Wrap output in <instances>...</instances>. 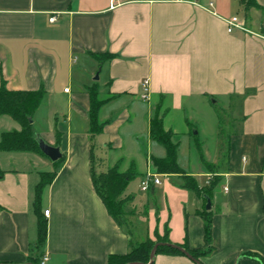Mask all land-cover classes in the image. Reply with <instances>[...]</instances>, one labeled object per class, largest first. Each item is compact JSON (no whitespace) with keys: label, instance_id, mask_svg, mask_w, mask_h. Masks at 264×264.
I'll list each match as a JSON object with an SVG mask.
<instances>
[{"label":"crops","instance_id":"0c3cea01","mask_svg":"<svg viewBox=\"0 0 264 264\" xmlns=\"http://www.w3.org/2000/svg\"><path fill=\"white\" fill-rule=\"evenodd\" d=\"M110 1L0 0V86L45 90L34 128L60 146L63 158L54 164L38 152L0 151V262L29 263L40 253L34 189L41 172L57 170L41 203L45 264H108L111 254L130 250V240L166 228L174 244L208 248L203 212L212 215L211 251L197 261L158 254L154 264H261L264 10L246 11L242 0H120L115 8ZM257 2L264 8V0ZM234 16L247 30L228 31ZM106 52L115 57L95 56ZM145 79L148 98L142 97ZM94 84L105 100L99 120L106 123L92 136L88 87ZM156 116L178 144L179 166L207 194L184 187L180 174L157 171L154 159L165 158L166 149L150 134ZM20 129L0 115V139ZM196 134L202 145L192 149ZM92 149L97 172L119 165L135 173L124 193L138 211L129 219L131 236L96 192ZM147 173L161 183L142 191ZM137 178L139 194L129 191Z\"/></svg>","mask_w":264,"mask_h":264},{"label":"trees","instance_id":"16d2710c","mask_svg":"<svg viewBox=\"0 0 264 264\" xmlns=\"http://www.w3.org/2000/svg\"><path fill=\"white\" fill-rule=\"evenodd\" d=\"M244 9L249 11L251 8H262L257 0H242ZM95 56L103 60H111L115 57L113 53L95 54ZM88 92L91 99L90 107V132L92 136L99 134L103 131L106 122L99 120V112L105 100L101 99L99 90L96 84L88 87ZM45 96V90L40 88L36 91L29 90H9L5 83L0 86V115L6 114L11 116L17 121L21 129L12 130L3 133L0 139V151H33L44 155L37 143V133L34 128L33 118L40 107ZM151 137L164 146L166 149L165 158H155L154 163L159 173L167 174H180L183 182L182 185L197 194H207L208 187L203 190L199 187L195 178L185 174V171L179 166L177 160L178 144L173 142L172 133L165 130L162 124V119L158 116L154 117L150 125ZM59 143V142H58ZM60 158L54 164L62 162ZM91 177L96 189V192L105 204L109 214L114 221L126 233L131 236L132 229L129 219L137 214L136 207L132 206L131 198L124 196L125 190L129 182L135 177L134 172H122L119 165H114L107 172H97L93 149L91 152ZM209 167L210 164L206 162ZM57 174V170L51 172H41L40 180L35 185L33 209L37 217V239L34 244L35 248L39 250L36 256L28 257V262L32 264H42L41 260L44 256L42 247L44 246L47 233L48 223L44 218L42 209V196L43 192ZM220 181V177H214L212 184L216 185ZM2 207L0 206V209ZM205 221V239L208 248L192 249L188 246L187 242L184 244H177L185 248L196 261L200 257L208 254L211 251L209 244L212 236V215L209 212H203ZM159 243L156 255L158 254H184L182 251L173 247L169 237V229L166 228L163 233L157 229L154 231V238L147 237L141 242H133L130 240V250L124 254H111L108 258V264H130L140 263L148 264L151 261V251L155 244ZM254 255V254H251ZM255 256V255H254ZM256 258H258L256 256ZM261 264H264V258H258ZM154 264V261L153 263Z\"/></svg>","mask_w":264,"mask_h":264},{"label":"built area","instance_id":"2783aa9c","mask_svg":"<svg viewBox=\"0 0 264 264\" xmlns=\"http://www.w3.org/2000/svg\"><path fill=\"white\" fill-rule=\"evenodd\" d=\"M180 1L197 2V0H180ZM120 3H121L120 0H111L110 1V7L115 8ZM209 5L213 6V2H210ZM54 19H55V16H52L50 18V21H53ZM227 25H228L227 29L229 32H232L235 28H241L243 30H247V28L245 26H243L244 24L242 22H240V20L238 19L237 16H234L231 19H229L227 22ZM143 88H144V92L142 94V97L148 98V93H149V80L148 79L144 80ZM68 89L69 88H67L66 90H68ZM160 183H161V180L159 179L158 176H156L152 173H147L143 176V178L141 180V188H142V190L146 191V190H149L152 185H157ZM44 214L49 215V210H45ZM47 260H48L47 256H44L43 260H42V264H45V262Z\"/></svg>","mask_w":264,"mask_h":264},{"label":"water","instance_id":"95a60500","mask_svg":"<svg viewBox=\"0 0 264 264\" xmlns=\"http://www.w3.org/2000/svg\"><path fill=\"white\" fill-rule=\"evenodd\" d=\"M96 78H98V75L96 76ZM36 140H37V143H38V146H39L41 152L45 156H47L52 162H56L57 160H59L62 157V152L60 150V146L52 145V144L48 143L40 135L36 136ZM210 207H211V204H210V201H208L207 209H210ZM158 245H159V243L155 244V246L153 247V249L151 251V261L148 264H152L153 263L154 258L156 256V250H157ZM171 245L173 247L177 248L178 250L182 251L188 257L193 259L192 255L185 248H183L182 246L174 244V243H172ZM0 264H32V263H9V262L7 263V262H0ZM130 264H140V263H130Z\"/></svg>","mask_w":264,"mask_h":264},{"label":"rangeland","instance_id":"374dc122","mask_svg":"<svg viewBox=\"0 0 264 264\" xmlns=\"http://www.w3.org/2000/svg\"><path fill=\"white\" fill-rule=\"evenodd\" d=\"M224 113V122H226L225 123V125H223V130H224V132H225V130L226 131H228V127H227V125L229 124V122H228V118H229V116H230V111L229 110H227V111H224L223 112ZM227 118V120H226V118ZM193 131L194 132H196L195 131V129H193ZM196 138V140H194V143L195 144H193L192 145V149H193V147L194 148H201V147H199V146H201L202 145V142H201V139L199 138L200 136H199V134H196V136H195ZM210 138H212V137H210ZM213 139V138H212ZM224 141V140H223ZM217 148H219L220 147V144L219 143H217ZM140 178V177H139ZM139 178H137V179H135L131 184H130V187H129V191H136L138 194L139 193H142L141 191H140V189H139V184H140V181H139ZM140 188H141V185H140ZM141 190H142V188H141ZM142 191H144V190H142ZM137 213H138V211H137ZM140 228V229H139ZM143 227L140 225L136 230H137V233H140L141 231V229H142Z\"/></svg>","mask_w":264,"mask_h":264}]
</instances>
